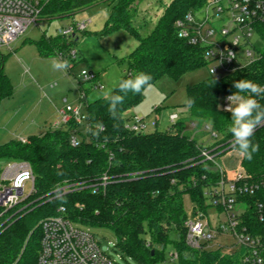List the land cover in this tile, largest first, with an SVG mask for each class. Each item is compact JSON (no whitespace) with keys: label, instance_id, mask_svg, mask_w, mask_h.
Masks as SVG:
<instances>
[{"label":"trees","instance_id":"16d2710c","mask_svg":"<svg viewBox=\"0 0 264 264\" xmlns=\"http://www.w3.org/2000/svg\"><path fill=\"white\" fill-rule=\"evenodd\" d=\"M210 0H172L153 30L143 36L133 25L143 0H41V18L49 21L74 17L77 13L100 4H113L101 36L123 31L138 43L137 48L117 63L127 65L123 79L140 71L153 76V85L164 77L179 81L185 75L206 67L203 52L178 37L176 22L189 13L203 9ZM87 31L82 32L86 35ZM254 49L258 59L249 67L222 79L209 76L202 83L187 89L190 126L178 121L165 132L135 133L127 125L134 116L129 113L145 100L141 94L128 93L119 106L120 119L113 120L108 102L98 99L87 103V119L82 124L70 121L43 136L30 137L26 142L13 140L0 145V179L2 168L10 163L26 162L36 181L34 192L0 218V264H38L41 250V222L57 215L65 207L67 218L90 229L111 231L118 250L138 264H169L165 251L174 249V264H243L245 249L233 254L222 250L196 251L186 244L188 216L183 197L190 196L195 208L208 212L205 190L218 184L219 173L214 164L204 161V150L213 154L237 151L228 131L231 113L222 109L224 98L236 92L234 83L247 79L264 85V23L255 27ZM80 37L42 35L35 43L41 58L72 59L76 40ZM0 64V99L13 93L10 80ZM209 75V74H208ZM264 104V100L260 101ZM102 122L103 131L94 136ZM194 126V127H193ZM209 127L216 134L212 145L200 144L188 134ZM79 146L71 145V138ZM106 138V139H105ZM252 140L260 145L252 160L242 157L241 166L254 181L264 177V126L257 128ZM217 145L221 148L215 149ZM224 152V153H223ZM238 152V151H237ZM62 173V175L58 174ZM104 176L107 186L93 193ZM78 185V189L57 198L56 187ZM247 206L242 223L253 236H264V223L256 203L264 202V188L256 196L246 197Z\"/></svg>","mask_w":264,"mask_h":264},{"label":"built area","instance_id":"2783aa9c","mask_svg":"<svg viewBox=\"0 0 264 264\" xmlns=\"http://www.w3.org/2000/svg\"><path fill=\"white\" fill-rule=\"evenodd\" d=\"M41 11V0H0V50L10 48L29 27L37 25ZM260 23H264V0H210L200 11L189 13L178 20L176 29L180 39L202 50L209 76L222 79L257 61L258 54L254 49L255 27ZM89 24L91 20L77 23L59 30L58 35L75 37L86 31ZM241 49L243 53L240 54ZM71 57L75 60L76 53L73 52ZM59 58L63 60L61 54ZM88 75L87 79L81 76L79 84H88L95 79L91 73ZM92 89L102 90L103 86L94 85ZM81 91V97L85 100L86 91ZM227 97L222 103L224 111L229 105ZM62 115V121L55 124L54 129L72 120L82 124L87 119L78 108L72 106H66ZM177 122V116L170 117L171 126ZM158 123L159 118L156 117L153 123L155 128ZM126 128L141 134L147 133L148 125L144 119L135 115ZM205 130L211 132L209 127ZM212 137L215 139L217 135L213 133ZM70 142L74 148L80 143L75 136ZM212 152L204 150L201 157L214 164L220 180L217 185L205 190L208 212L204 213L196 207L186 221V244L196 251L222 250L227 254L245 249L243 264H264V236L251 235L241 219L247 211L244 198L254 197L264 188V177L254 181L242 166L227 171L217 162L219 154ZM5 168L0 180V218L22 202L26 183L32 185L34 192L36 181L28 164L10 163ZM6 182L9 184L6 185ZM108 182L109 177L104 176L98 187L93 186V193L107 186ZM78 187L67 185L61 190L65 195ZM211 209L217 214L214 223L209 219ZM256 210L260 222L264 223V202L256 203ZM66 215V208L60 207L56 216L41 222L42 240L38 264H119L101 250L92 229L73 223ZM220 215L225 216L224 222L219 220ZM177 259V253H172L169 264H174Z\"/></svg>","mask_w":264,"mask_h":264},{"label":"rangeland","instance_id":"374dc122","mask_svg":"<svg viewBox=\"0 0 264 264\" xmlns=\"http://www.w3.org/2000/svg\"><path fill=\"white\" fill-rule=\"evenodd\" d=\"M171 2L172 0H143L133 25L143 36H147ZM113 6L110 3L100 4L69 18L51 21L41 18L37 25L29 27L25 34L11 44L10 48L0 50V64L3 56L5 58L3 72L13 87L11 96L0 99V145L13 139L19 140L21 135H24V138L33 135L30 131L27 134L23 133L35 119L40 121L42 116H46L45 120L49 119L44 124L45 133L53 130L55 122L58 121L54 117H57V112L66 106L78 108L80 113L87 117V103L98 100L96 97L101 91L93 90L92 87L101 84L104 90L113 88L126 75L127 65L119 64L117 60L126 58L137 48L136 40L123 31L108 36L99 35L109 20ZM89 20L91 24L87 27L86 35L78 33L80 37L76 46L78 56L76 61H69L71 67L67 71H54L51 67L52 59L59 58H40L35 43H30L40 40L44 34L57 37L59 30ZM241 53L243 49L240 50ZM85 69H88V74L94 75L95 79L88 84H79L81 73ZM208 77L206 67L185 75L179 81L164 77L152 88L146 90L145 100L132 110L129 116L136 115L144 119L148 125L147 133L165 132L168 127H171L170 115H177L179 121L190 126L191 119L187 108L184 107L187 103V89L202 83ZM81 89L87 90L88 98L85 100L81 97ZM156 114L159 116V124L155 128L153 123H155ZM187 132L195 135L200 144L209 146L216 142L210 131L193 132L188 128ZM41 133L35 132L33 137ZM219 147L221 148V145H217L215 149ZM227 151L228 153L217 157V162L227 171L240 168L239 152ZM5 169V167L2 168L1 178ZM31 193L32 185L26 183L21 200L27 199ZM183 202L185 213L189 218L195 206L188 195L183 197ZM216 215L215 210L209 211V219L212 223L215 222ZM219 220L224 222L225 216L220 215ZM92 230L101 250L111 259L119 264H138L118 250L116 238L111 231ZM174 252V249L168 247L165 255L170 259V255ZM223 253L227 254L224 251Z\"/></svg>","mask_w":264,"mask_h":264},{"label":"clouds","instance_id":"9594fccd","mask_svg":"<svg viewBox=\"0 0 264 264\" xmlns=\"http://www.w3.org/2000/svg\"><path fill=\"white\" fill-rule=\"evenodd\" d=\"M51 67L54 71H67L71 64L66 59L53 58ZM81 75L85 79L89 78L88 69H85ZM153 86V76L140 71L130 78L120 79L113 88L102 89L96 98L106 100L108 102V112L113 120H118L121 118L119 106L124 103L125 96L128 93L141 94ZM234 88L236 92L227 97L229 105L226 111L231 113V124L228 131L233 137L234 148L241 157L250 161L253 159V155L260 150V145L254 143L252 137L257 128L264 126V104L260 102L264 100V85L242 79L234 83ZM193 103L192 99L187 101L189 107ZM88 131L98 137L100 132L103 131L102 122L96 123L95 130L89 127ZM58 174L62 175V173ZM56 196L57 198L63 196L59 185L56 187Z\"/></svg>","mask_w":264,"mask_h":264},{"label":"crops","instance_id":"0c3cea01","mask_svg":"<svg viewBox=\"0 0 264 264\" xmlns=\"http://www.w3.org/2000/svg\"><path fill=\"white\" fill-rule=\"evenodd\" d=\"M39 55V54H38ZM40 57V56H39ZM41 58V57H40ZM59 58V57H58ZM60 59V58H59ZM61 60V59H60ZM85 91H87V90H85ZM88 98V97H87ZM65 109V108H64ZM64 109H61V110H59L58 112H57V117H54V118H56L55 120H58V121H56L55 122V124H58V123H60L61 121H62V119H63V115H62V112H63V110ZM159 113V112H158ZM171 116H177V115H170V117ZM43 118H40V121L39 120H34V123L33 124H31L27 129H25V131H24V133L23 134H27V132H31V134H33V135H30L31 137H33L34 136V134H35V132H42L39 136H43L44 134H45V125L44 124H46V121H49V119H46L45 120V118H46V116L44 117V116H42ZM59 117L61 118V119H59ZM156 117H159L157 114H156ZM178 117V116H177ZM179 118V117H178ZM169 120H170V118H169ZM179 121V120H178ZM159 124V123H158ZM157 127H158V125H157ZM169 128V127H168ZM167 128V129H168ZM30 136L28 137V138H24V135H21V137H20V141H27L29 138H30ZM13 140H18V139H13ZM13 140H10V141H13ZM9 141V142H10ZM8 142V143H9ZM6 144V143H5ZM4 145V144H3ZM241 161H242V157H241Z\"/></svg>","mask_w":264,"mask_h":264},{"label":"water","instance_id":"95a60500","mask_svg":"<svg viewBox=\"0 0 264 264\" xmlns=\"http://www.w3.org/2000/svg\"><path fill=\"white\" fill-rule=\"evenodd\" d=\"M79 40L77 39L76 42H78Z\"/></svg>","mask_w":264,"mask_h":264}]
</instances>
